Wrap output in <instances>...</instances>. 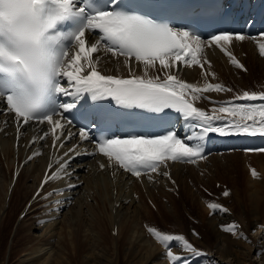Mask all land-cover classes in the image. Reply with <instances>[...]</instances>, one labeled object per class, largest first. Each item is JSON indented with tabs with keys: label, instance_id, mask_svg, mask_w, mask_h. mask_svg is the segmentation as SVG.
<instances>
[{
	"label": "snow or ice",
	"instance_id": "1",
	"mask_svg": "<svg viewBox=\"0 0 264 264\" xmlns=\"http://www.w3.org/2000/svg\"><path fill=\"white\" fill-rule=\"evenodd\" d=\"M181 11L191 13L190 9ZM259 35L264 37V33ZM93 36L97 37L95 42H91ZM244 40L242 32L224 31L211 35L207 43L218 46L231 64L246 71L226 47ZM203 45L195 30L174 27L149 14H141L138 8L126 7L124 0H0V105H3L0 115L12 117L18 140L22 138V130L35 124L48 129L43 131L40 141L51 133L54 146L62 136L68 140L78 136L80 143L94 142L91 152H79L77 144L50 161L33 202L61 191L53 189L45 193L44 189L50 182L73 175L70 163L76 155L101 154L107 163H99L100 170L119 168L137 178L146 174L149 181L154 179L151 174L156 173L171 180L170 173L161 171V167H166L168 161L195 163L203 159L202 141L210 133L264 137V103H252L264 101V92L243 91L226 101H214L205 97V93L233 89L210 80L200 86L175 74L181 65L198 66L204 76L215 77L214 73L205 71L206 65L211 64L201 54ZM258 49L264 56V42H258ZM102 52L114 58L117 73L122 65L127 75L102 74L98 70L104 60ZM138 67L143 74H137ZM86 94L94 101L110 98L127 109L161 114L174 110L186 123L193 122L189 127L191 134L181 138L173 125L156 117L162 126L168 124L161 134L129 132L97 138L91 133L92 121L110 125L114 120L112 113L100 105L90 106L86 116L89 122L84 127L68 132L66 125L71 121L66 114L76 109ZM61 96L69 99L62 102ZM205 98L214 105L212 114L196 106L197 100ZM218 121L222 123L218 125ZM37 139L34 136L31 145ZM244 151L264 153V148ZM40 154L39 150L32 152L25 163ZM250 172L254 178L258 176L256 169ZM222 195L227 197L230 192L225 189ZM207 207L210 214L229 211L215 202H209ZM221 228L238 239H248L235 222ZM147 232L164 246V256L170 264H190L188 256L205 255L183 235L168 234L156 227H147ZM192 235L198 237L199 233L192 230ZM173 241L181 243V253L171 250ZM184 252L188 256L182 255Z\"/></svg>",
	"mask_w": 264,
	"mask_h": 264
},
{
	"label": "bare ground",
	"instance_id": "2",
	"mask_svg": "<svg viewBox=\"0 0 264 264\" xmlns=\"http://www.w3.org/2000/svg\"><path fill=\"white\" fill-rule=\"evenodd\" d=\"M239 1L244 3L247 0ZM238 2L235 6H239ZM253 11L248 2L247 13ZM255 33L256 30L244 33V41L226 45L246 71L231 64L218 46H209L210 38H207L202 39L201 54L211 64L210 67L206 65L205 71L214 73L215 77L204 76L198 66L181 65L175 74L200 86L210 80L231 89L234 86L238 89L252 87L253 92H260L256 87L264 84V56L259 54L258 42H264V37ZM91 42H95V36ZM101 54L104 60L98 69L103 74L127 75L122 65L119 73L115 71L117 65L111 54ZM247 58L251 60V68L261 63L259 85L252 80L256 69L252 73L253 70L245 65ZM93 59H96L95 54ZM136 71L143 74L139 67ZM224 94L231 96L233 91L205 93V97L223 101ZM195 103L212 114L214 105L209 99H199ZM221 123L217 122L218 125ZM186 124L182 117L178 118L182 137L191 134ZM66 128L68 132H77L71 125ZM0 129H6L0 131V264H170L165 259L164 246L147 232V227L162 230L158 226L162 223L171 231L165 229L164 232L181 234L188 230L184 214L192 220L193 230L199 233L198 237L191 235L198 244L195 247L205 253V258H217L213 264H255L257 261L251 256L254 250L261 255L258 256L260 264H264V242L259 243L257 239L264 236V230L259 231L260 222L264 223V153L244 151L250 148L220 147L227 142L219 136H206L202 144L212 149L210 154L195 163L168 161L161 171H168L171 180L152 173L153 181H149L146 174L137 178L119 168L100 170L99 163H107L101 154L76 155L70 163L73 175L50 182L44 189L45 193L53 189L61 191L33 202L50 161L77 144L79 152H91L94 142L80 143L78 136L71 140L62 136L54 146L51 133L46 140L40 141L39 137L48 129L35 124L22 130V138L18 140L15 122L7 115H0ZM34 136L38 139L31 145ZM59 144L64 147L60 148ZM37 150L41 154L25 163L27 157ZM251 168L256 169L257 177L251 175ZM201 182L203 187L214 192L217 188L214 184L219 185L218 195H211L215 200L209 201L201 185H197ZM69 184L76 187H67ZM225 189L230 192L227 197L222 195ZM233 196L237 204H230L241 214V218H236L239 230L250 238V242L222 230V225L230 226L234 222L228 212L224 216L218 211L210 214L207 207L209 202L222 205ZM253 229H257L254 234L250 232H254ZM171 250L178 253L181 245L171 246Z\"/></svg>",
	"mask_w": 264,
	"mask_h": 264
},
{
	"label": "rangeland",
	"instance_id": "3",
	"mask_svg": "<svg viewBox=\"0 0 264 264\" xmlns=\"http://www.w3.org/2000/svg\"><path fill=\"white\" fill-rule=\"evenodd\" d=\"M250 59H248L247 58V60L245 61V65L249 68L250 67V70H253V72L252 73H254L255 72V69H256V73H255V75H254V77L252 78V80L253 81H255V82H253V83H255V84H257V85H259V78H258V76H261V63H256L254 66H253V68H251V63H250ZM259 69H258V68ZM263 67H264V64H263ZM244 75V74H243ZM262 77V76H261ZM257 78V79H256ZM250 84V83H249ZM250 85H253V84H250ZM258 88V90H260V92H258V93H261V92H264V84H262L261 85V87H260V85L259 86H257L256 87V89ZM245 89V90H244ZM243 91H249V92H253V89H252V87L251 88H247V87H244V88H242V89H238V86H234V88H233V94L231 95V96H228V95H226V94H224L223 96H222V100L223 101H226V100H228V99H231L233 96H235L237 93H242ZM252 103H256V104H259V103H264V101H260V100H257V101H253ZM250 166H252V165H250ZM251 169H253V168H251ZM197 185H201L200 187H201V189H202V191L209 197L208 199H209V201H213V200H215V199H213L214 197H212L213 196V194H215V195H218V187H219V185H217V184H214L215 185V188H216V191L214 192L212 189L210 190V189H208L207 187H203V185H204V183H199V184H197ZM196 185V186H197ZM213 193V194H212ZM212 195V196H211ZM233 199H235L234 198V196L232 197V198H230V199H228V200H226V201H223V204H222V206H224L225 208H227L229 211H228V213L230 214V216H231V218L234 220V222L235 223H237V225H239L240 226V224L237 222L238 220L236 219V218H241V217H239V216H241V214H240V212H239V209L238 208H236V209H238L237 210V212L235 211L236 209H233V206L230 204L231 202L233 203V204H237V201H235V200H233ZM215 203H217V202H215ZM225 203V204H224ZM231 207H232V209H231ZM230 208V209H229ZM242 208V207H241ZM168 211V210H167ZM233 211H235L234 213L236 214V216H238V217H236L235 215H234V213H233ZM195 213H196V211H194ZM219 212V214H223V216L224 215H228L226 212H223V211H218ZM222 212V213H221ZM183 213H185L184 211H183ZM240 214V215H239ZM196 215V214H195ZM184 216H185V218H186V220L188 221H186V220H184V221H186L185 223H186V228L188 229L187 231H185V232H183V233H181V234H176V235H183L188 241H190L194 246H196V247H198V244L197 243H195L194 241H193V239H191V235H192V230H193V226H192V224H191V222H192V220L191 219H189V217H188V215L187 214H184ZM197 216V215H196ZM198 222V221H197ZM160 223V222H159ZM158 223V224H159ZM264 223L262 222H260V224H259V231H262V229L264 230V225H263ZM159 227H160V229H162L163 231H166L167 230V232H171V231H169L168 229H166L164 226H162V223H160L159 225H158ZM163 227H164V229H163ZM192 227V228H191ZM185 228V229H186ZM166 229V230H165ZM195 230V229H194ZM257 230V229H256ZM256 230L254 231V229H253V231L254 232H252V231H250L251 233H255L256 232ZM185 233V234H184ZM198 233V232H197ZM168 234H170V233H168ZM203 236V235H202ZM232 236L233 237H236V236H234L233 234H232ZM201 237V236H200ZM257 239L259 240V243L261 242V243H263L264 242V236L262 235L261 237H257ZM249 240H250V238H248L247 239V241L249 242ZM263 240V241H262ZM177 241H173L172 243H171V246L173 247L174 245H177V244H180L181 245V243L180 242H177ZM174 244V245H173ZM199 248H201V247H199ZM201 249H203V248H201ZM257 252V253H256ZM178 253H181V251H178ZM258 254V255H257ZM182 255H185V256H187L188 254H187V252H184V253H182ZM254 259H255V261H257V262H254L255 264L257 263V264H260L261 263V260L259 261V257H261V255H260V253H258V251L257 250H254L253 251V253H252V255H251ZM259 256V257H258ZM207 258H205V255L204 256H190V258H188L189 259V262H190V264H205V262H207V264H209V262L211 261H217V258H214L213 259V257L212 256H206ZM255 257H258V258H255ZM204 258V259H203ZM231 257H229L228 259H230ZM232 259V258H231ZM221 262H218V264H220Z\"/></svg>",
	"mask_w": 264,
	"mask_h": 264
}]
</instances>
